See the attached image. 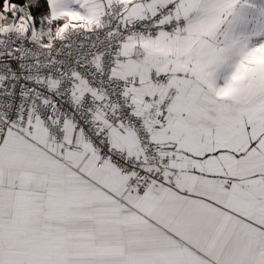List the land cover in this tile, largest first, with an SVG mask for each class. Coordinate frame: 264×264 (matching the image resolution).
<instances>
[{"label": "snow or ice", "instance_id": "1", "mask_svg": "<svg viewBox=\"0 0 264 264\" xmlns=\"http://www.w3.org/2000/svg\"><path fill=\"white\" fill-rule=\"evenodd\" d=\"M0 264H264V0H0Z\"/></svg>", "mask_w": 264, "mask_h": 264}]
</instances>
